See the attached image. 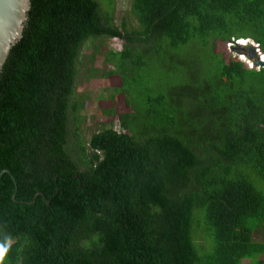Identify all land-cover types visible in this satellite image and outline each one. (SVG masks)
Segmentation results:
<instances>
[{
    "label": "trees",
    "instance_id": "trees-1",
    "mask_svg": "<svg viewBox=\"0 0 264 264\" xmlns=\"http://www.w3.org/2000/svg\"><path fill=\"white\" fill-rule=\"evenodd\" d=\"M114 1L30 0L2 66L5 264H264V66L212 49L264 55V0H130L131 28ZM88 42L114 89L86 140Z\"/></svg>",
    "mask_w": 264,
    "mask_h": 264
},
{
    "label": "rangeland",
    "instance_id": "rangeland-1",
    "mask_svg": "<svg viewBox=\"0 0 264 264\" xmlns=\"http://www.w3.org/2000/svg\"><path fill=\"white\" fill-rule=\"evenodd\" d=\"M115 13L114 18L116 24L126 22L129 26L135 27L136 22L133 16L130 14V0H115ZM102 43L105 49H112L115 51L121 50L122 42L119 39H99L97 44ZM243 45H239V44ZM255 46L253 42L249 40L236 41L235 43H213L212 49L216 53L222 54L223 62L228 63L230 60L238 59L247 64L253 63L249 58V47L250 45ZM92 45V43H91ZM92 52L90 42L86 43L81 51L80 64L78 66V77L76 80L75 91L79 95H83L87 98V103L82 116L85 117L83 124L81 125V134L88 140L92 133L101 129V124L105 122V118H102L98 114V109L101 105L102 100H108L109 94L112 93L114 84L112 80L98 78V71L102 66V57L99 55L91 63L89 56ZM258 52V49H257ZM260 52L257 53L259 55ZM86 67L96 71V77L90 78ZM102 98V99H101ZM107 121V120H106ZM106 127H111L116 131H120V127L117 122L110 123L106 122ZM241 264H250L249 261L243 260Z\"/></svg>",
    "mask_w": 264,
    "mask_h": 264
},
{
    "label": "water",
    "instance_id": "water-1",
    "mask_svg": "<svg viewBox=\"0 0 264 264\" xmlns=\"http://www.w3.org/2000/svg\"><path fill=\"white\" fill-rule=\"evenodd\" d=\"M29 1L0 0V72L7 55L22 36L27 11L30 8ZM249 58L255 66H264L258 59L256 47L250 48Z\"/></svg>",
    "mask_w": 264,
    "mask_h": 264
},
{
    "label": "clouds",
    "instance_id": "clouds-1",
    "mask_svg": "<svg viewBox=\"0 0 264 264\" xmlns=\"http://www.w3.org/2000/svg\"><path fill=\"white\" fill-rule=\"evenodd\" d=\"M241 41L245 42V40H241ZM249 41H251V40H249ZM239 45H243V44H239ZM254 45H255L254 47L258 48V46H256V44H254ZM252 46L253 45L251 44L250 47H252ZM13 243H14V240H13V237L11 236V234L8 233L4 228L0 227V264H5V261L8 257V254L12 249Z\"/></svg>",
    "mask_w": 264,
    "mask_h": 264
},
{
    "label": "built area",
    "instance_id": "built-area-1",
    "mask_svg": "<svg viewBox=\"0 0 264 264\" xmlns=\"http://www.w3.org/2000/svg\"><path fill=\"white\" fill-rule=\"evenodd\" d=\"M256 46H258L257 44H256ZM259 48V47H258ZM257 48V49H258ZM259 50V49H258ZM258 59L261 61V62H263L264 63V55H262L261 54V52L259 53V55H258ZM247 67H248V69H259L260 67H258V66H255L253 63H249V64H247Z\"/></svg>",
    "mask_w": 264,
    "mask_h": 264
}]
</instances>
